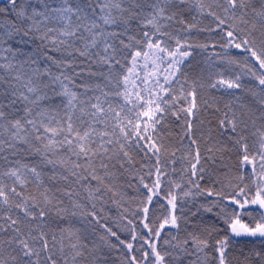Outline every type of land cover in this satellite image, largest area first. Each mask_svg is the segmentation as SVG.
I'll return each mask as SVG.
<instances>
[{"label":"snow or ice","instance_id":"6c2138e0","mask_svg":"<svg viewBox=\"0 0 264 264\" xmlns=\"http://www.w3.org/2000/svg\"><path fill=\"white\" fill-rule=\"evenodd\" d=\"M0 264H264V0H0Z\"/></svg>","mask_w":264,"mask_h":264}]
</instances>
